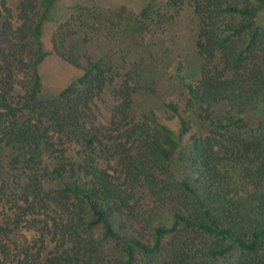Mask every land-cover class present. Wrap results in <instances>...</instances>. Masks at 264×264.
Instances as JSON below:
<instances>
[{
  "label": "trees",
  "instance_id": "trees-1",
  "mask_svg": "<svg viewBox=\"0 0 264 264\" xmlns=\"http://www.w3.org/2000/svg\"><path fill=\"white\" fill-rule=\"evenodd\" d=\"M60 1L0 0V264H264V0L75 5L51 52L82 74L44 100ZM185 8L196 61L142 105Z\"/></svg>",
  "mask_w": 264,
  "mask_h": 264
},
{
  "label": "rangeland",
  "instance_id": "rangeland-1",
  "mask_svg": "<svg viewBox=\"0 0 264 264\" xmlns=\"http://www.w3.org/2000/svg\"><path fill=\"white\" fill-rule=\"evenodd\" d=\"M150 0H61L58 7L57 21L48 22L44 25V32L42 36V43L46 51L51 52V37L58 25L69 19L72 7L80 5L86 8H96L104 11L120 10L127 7L132 11L140 12L141 9ZM163 5L167 0H158ZM191 12L188 9L181 11L177 22L173 25L171 31H166L159 37L160 43L154 47L155 57L149 68L150 76L156 81L155 87L157 92L155 94L144 95L140 103L146 106L156 107L160 104V97L168 96L171 92L177 94L181 93V86L178 84V77L170 80V76L174 71V66L178 60H187L189 64H194L196 61V54L193 47V36L189 28V21L191 19ZM173 40L175 49L170 47V51L166 48L167 40ZM100 43L89 47V53L92 55H104L114 45V41L108 39L106 35L100 37ZM164 42V43H163ZM154 43V41H152ZM96 46V47H95ZM152 48V49H153ZM134 56V55H133ZM179 56V57H178ZM167 58L164 63L162 58ZM174 59L173 66H169V60ZM39 74L42 81L41 98L50 100L56 98L66 87L71 85L81 74L82 71L73 67L60 59L57 55L51 52L38 67ZM195 73L193 72L192 76ZM257 127V125L255 126Z\"/></svg>",
  "mask_w": 264,
  "mask_h": 264
}]
</instances>
